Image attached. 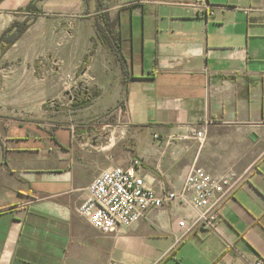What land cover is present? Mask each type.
I'll return each instance as SVG.
<instances>
[{
	"label": "crops",
	"instance_id": "1",
	"mask_svg": "<svg viewBox=\"0 0 264 264\" xmlns=\"http://www.w3.org/2000/svg\"><path fill=\"white\" fill-rule=\"evenodd\" d=\"M30 1L0 2V61L23 56L24 44L32 47L24 54H41L50 37L43 16L70 24L94 12L96 26L75 22L73 39L85 47L82 59L95 44L98 60L86 70L96 99L113 90L120 107L113 124H81L46 106L60 94L52 78L0 65V264L264 259V0H42L31 27L3 38L24 24L18 10ZM132 158L158 194L178 192L194 165L234 173L216 230H202L199 212L178 202L109 234L94 229L78 213L87 186Z\"/></svg>",
	"mask_w": 264,
	"mask_h": 264
},
{
	"label": "built area",
	"instance_id": "2",
	"mask_svg": "<svg viewBox=\"0 0 264 264\" xmlns=\"http://www.w3.org/2000/svg\"><path fill=\"white\" fill-rule=\"evenodd\" d=\"M62 87L72 101L77 83L71 74L64 75ZM204 136L203 130L195 132L200 142ZM236 183V175L232 172L212 176L194 165L178 192L158 194L147 186L140 158H132L126 165L103 170L93 179L85 190L78 213L94 229L109 234L118 227L131 226L151 210L178 202L199 212L196 223L202 230L213 232L220 218L221 205ZM179 226L184 227L185 221H180ZM247 264H264V259L257 258Z\"/></svg>",
	"mask_w": 264,
	"mask_h": 264
},
{
	"label": "rangeland",
	"instance_id": "3",
	"mask_svg": "<svg viewBox=\"0 0 264 264\" xmlns=\"http://www.w3.org/2000/svg\"><path fill=\"white\" fill-rule=\"evenodd\" d=\"M22 9L18 10L17 16H21L25 19L24 23L27 25V27L29 21V26L31 27L34 23L32 20L35 19L38 15L20 11ZM89 13L91 15L88 17H85L84 13L81 14V17L69 18L72 19V22L70 24L57 21L56 14L43 16L45 18L40 19L39 26L43 32H49L50 37H45L43 41L39 42V48L44 49L41 51V54L35 56H28V54H24L27 50H30L32 48L31 46H27L26 44H24L20 47L25 51L23 52V56L14 58V61H0V65L3 67H9L15 64H22L24 66L28 65L29 67L33 66L36 70L35 75L41 79V82L45 78H52L58 84L60 88V94L54 101L47 100L45 104L57 115L62 117L69 114H76L78 115L77 120H79L81 124L83 120H89V122L84 123L94 126H97L98 124L101 125V123L113 124L115 120L114 118H112V116L114 115L111 114L115 112L118 107H120V103H116L112 99L113 97L111 96V93H113V90H110L108 92L109 94L102 95V99H96V96L100 95L101 91L99 94V90L95 86L90 72L86 70L91 60L92 63H95L98 60V55L94 57V53L91 54V50L93 48H90V52L87 53V57H85L87 59V62L84 63L85 58L82 59L81 55L85 47L82 46L81 42L73 39V35L75 33V22H84L91 28H94L96 26V16L94 15V12ZM95 36L97 37L96 33ZM96 37H94L93 41H96ZM65 74H71L73 76V79L77 83L76 90L73 94L77 92L89 91V93L92 95L91 101H89L85 106H74L73 100H69V95H66V93L63 91V88L61 86L62 78ZM107 115L109 117L103 118Z\"/></svg>",
	"mask_w": 264,
	"mask_h": 264
},
{
	"label": "trees",
	"instance_id": "4",
	"mask_svg": "<svg viewBox=\"0 0 264 264\" xmlns=\"http://www.w3.org/2000/svg\"><path fill=\"white\" fill-rule=\"evenodd\" d=\"M2 0H0V2H1ZM39 1H42V0H32V1H30L27 5H26V7L24 8V9H22V10H20V11H22V12H29V13H34L35 15H40V14H42V12L37 8V6H36V4H37V2H39ZM105 25L106 26H108V33H110L111 32V23L108 21V20H106L105 22ZM18 28V30H17V34H16V36H15V38H14V40L19 36V35H21V33L23 32V31H25L26 30V27H27V25L24 23V24H22V26H20L18 23H14L4 34H3V38L4 37H6V35H7V33H9L10 32V30H12V29H14V28ZM98 30V29H97ZM100 31V30H99ZM101 32V31H100ZM97 37L98 38H100V39H102L101 38V36H100V34L98 33V31H97ZM12 41L11 42H13L14 40H13V38L11 39ZM94 49H95V44L93 45V49L91 50V54H93L94 53ZM87 62V59L85 58V61H84V63H86Z\"/></svg>",
	"mask_w": 264,
	"mask_h": 264
},
{
	"label": "flooded vegetation",
	"instance_id": "5",
	"mask_svg": "<svg viewBox=\"0 0 264 264\" xmlns=\"http://www.w3.org/2000/svg\"><path fill=\"white\" fill-rule=\"evenodd\" d=\"M85 92H77L75 93L73 96V102H74V106H76L82 99H88L89 101H91V97L92 95L90 93H88L87 95L84 94Z\"/></svg>",
	"mask_w": 264,
	"mask_h": 264
},
{
	"label": "water",
	"instance_id": "6",
	"mask_svg": "<svg viewBox=\"0 0 264 264\" xmlns=\"http://www.w3.org/2000/svg\"><path fill=\"white\" fill-rule=\"evenodd\" d=\"M85 95H87V92L84 93ZM89 102V98L88 99H82L77 105L76 107H82L85 106L87 103Z\"/></svg>",
	"mask_w": 264,
	"mask_h": 264
}]
</instances>
